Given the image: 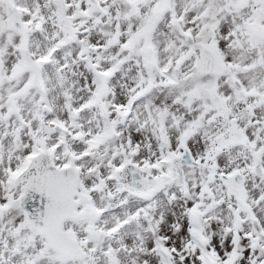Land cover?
Returning <instances> with one entry per match:
<instances>
[{"label":"snow or ice","instance_id":"1","mask_svg":"<svg viewBox=\"0 0 264 264\" xmlns=\"http://www.w3.org/2000/svg\"><path fill=\"white\" fill-rule=\"evenodd\" d=\"M0 264H264V0H0Z\"/></svg>","mask_w":264,"mask_h":264}]
</instances>
